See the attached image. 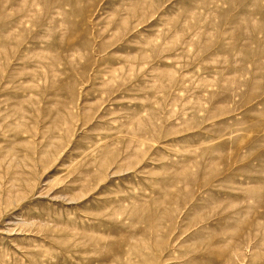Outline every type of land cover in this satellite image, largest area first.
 I'll return each instance as SVG.
<instances>
[{"label":"rangeland","instance_id":"rangeland-1","mask_svg":"<svg viewBox=\"0 0 264 264\" xmlns=\"http://www.w3.org/2000/svg\"><path fill=\"white\" fill-rule=\"evenodd\" d=\"M0 264H264V0H0Z\"/></svg>","mask_w":264,"mask_h":264}]
</instances>
